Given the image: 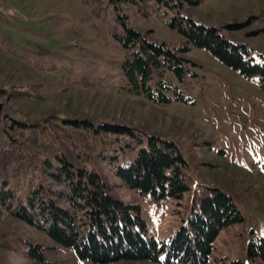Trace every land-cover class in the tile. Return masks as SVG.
<instances>
[{"label":"rangeland","instance_id":"374dc122","mask_svg":"<svg viewBox=\"0 0 264 264\" xmlns=\"http://www.w3.org/2000/svg\"><path fill=\"white\" fill-rule=\"evenodd\" d=\"M182 18L219 28L231 42L246 44L255 62L264 61V0L195 5L184 0H0V88L11 92L12 108L22 119L54 115L120 123L172 141L194 183L180 200L149 203L102 170L110 193L139 203L150 235L169 242L186 222L195 186L216 187L230 196L243 221L218 234L207 264H264L246 255L250 239L264 237V92L257 77L246 79L188 43L172 27ZM122 21L188 61L182 80L170 71L164 74L186 101L176 100L172 91L165 105L126 93L124 51L116 38L123 33ZM233 24L243 27L228 28ZM30 245L42 249L43 261L29 257ZM0 264L90 263L3 215Z\"/></svg>","mask_w":264,"mask_h":264},{"label":"trees","instance_id":"16d2710c","mask_svg":"<svg viewBox=\"0 0 264 264\" xmlns=\"http://www.w3.org/2000/svg\"><path fill=\"white\" fill-rule=\"evenodd\" d=\"M120 24L123 33L116 38L124 51L121 73L126 93L165 105L172 91L176 100L186 101L164 74L170 71L182 80L188 61L166 44L150 42L127 22ZM172 27L225 67L246 79L257 77L264 92V61L255 62L246 44L233 43L219 28L191 19L182 18ZM10 95L0 88V218L9 215L43 232L53 244L90 264H207L218 234L243 221L230 196L197 184L186 222L169 242L156 240L139 203L115 199L102 170L119 187L149 203L161 206L180 200L194 183L188 162L172 141L120 123L54 115L22 119L13 110ZM246 255L249 261L264 262V237L250 239ZM29 257L43 261L42 249L30 245Z\"/></svg>","mask_w":264,"mask_h":264}]
</instances>
